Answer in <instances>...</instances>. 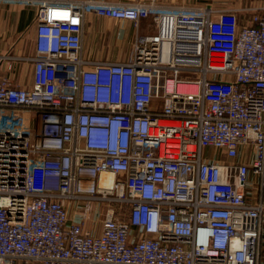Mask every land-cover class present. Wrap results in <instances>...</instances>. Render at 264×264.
Returning a JSON list of instances; mask_svg holds the SVG:
<instances>
[{
    "label": "built area",
    "instance_id": "2783aa9c",
    "mask_svg": "<svg viewBox=\"0 0 264 264\" xmlns=\"http://www.w3.org/2000/svg\"><path fill=\"white\" fill-rule=\"evenodd\" d=\"M3 1L38 12L33 83L0 76V264H260L264 12ZM92 14L148 32L93 58ZM81 198L130 208L86 229Z\"/></svg>",
    "mask_w": 264,
    "mask_h": 264
},
{
    "label": "crops",
    "instance_id": "0c3cea01",
    "mask_svg": "<svg viewBox=\"0 0 264 264\" xmlns=\"http://www.w3.org/2000/svg\"><path fill=\"white\" fill-rule=\"evenodd\" d=\"M57 3H66L71 0H48ZM108 2L117 1H133V0H101ZM150 1V0H143ZM198 1V0H197ZM219 8L222 9H235L238 11L239 18L242 22H246L251 16L253 10H259L264 12V0H220ZM159 4L164 6L185 5L193 6L198 4L199 6L212 5L216 7L214 3L209 0H157ZM37 12L38 7L35 5H28L22 2L15 1H3L0 2V56L11 53L13 57L15 71L10 75L14 78V81L21 86H30L33 83V63L30 61L20 60V56H31L35 53V39L37 28ZM104 17L95 14L90 15L86 26L87 30L84 37V48L88 54L92 51L94 57L101 58L100 52L103 50V45L107 41H111L113 36L117 34V29L111 26H105ZM122 28H125L124 24H121ZM32 29V33H31ZM26 33L32 34V41L26 40ZM121 33V32H119ZM115 34V35H114ZM116 41V40H115ZM100 44V45H99ZM106 46V45H105ZM94 47V48H93ZM105 48V47H104ZM102 49V50H101ZM15 50V52H13ZM27 53L29 54H26ZM34 52V53H33ZM15 54V57L12 56ZM11 59V60H13ZM7 61L0 62V74L6 72L4 64ZM28 69V71L26 70ZM104 178V177H103Z\"/></svg>",
    "mask_w": 264,
    "mask_h": 264
},
{
    "label": "rangeland",
    "instance_id": "374dc122",
    "mask_svg": "<svg viewBox=\"0 0 264 264\" xmlns=\"http://www.w3.org/2000/svg\"><path fill=\"white\" fill-rule=\"evenodd\" d=\"M143 0H133V1H128V2H142ZM201 0H196V2H199ZM210 2L214 3L217 8L220 6V0H209ZM127 2V1H125ZM194 7H201L198 4L193 5ZM104 24L105 26H111L114 29H117V34L113 36V39L109 42H106V46L103 45V50L100 56L101 58H112V59H118L119 57H127L130 54L131 48H132V43L133 40L137 38V36H140L144 33L143 32H148L143 29L148 28L149 20H144L141 22V26L139 29V33L137 35V28L133 25L132 22L130 21H125V20H119L115 18H109V17H104ZM121 24H124L125 28L121 27ZM86 26V30H87ZM142 28V30H141ZM155 31V27L151 29V32ZM121 32V33H119ZM32 33V29H31ZM137 35V36H136ZM32 34L26 33V40L29 42L32 41ZM116 40V41H115ZM100 45V44H99ZM105 47V48H104ZM94 48V47H93ZM15 52V50H13ZM90 51V54L88 56L93 57V58H99V57H94ZM11 55L10 52H8ZM34 53V52H33ZM26 54L27 53L26 51ZM33 55V54H32ZM12 56L15 57V54L12 53ZM20 60H23V57L20 56ZM13 60H7L4 64V68L6 72H2L0 76H11L10 74L15 71L14 63ZM28 71V69H26ZM12 77V76H11ZM13 78V77H12ZM1 79V77H0ZM14 79V78H13ZM211 155V154H210ZM113 197V196H111ZM85 199H78V200H73V201H67L68 203V210H69V215L72 219H77L78 217H83V224L86 229H94V228H99L102 226L103 221L105 218L108 216L109 211H113L114 215L116 217H125L129 211L130 205L123 203L122 205L120 203L115 202L114 200H108V199H92L90 208L86 207L87 206V201H84ZM262 261L260 264H264V234L262 237ZM18 264H27L24 263V261H18Z\"/></svg>",
    "mask_w": 264,
    "mask_h": 264
},
{
    "label": "bare ground",
    "instance_id": "6f19581e",
    "mask_svg": "<svg viewBox=\"0 0 264 264\" xmlns=\"http://www.w3.org/2000/svg\"><path fill=\"white\" fill-rule=\"evenodd\" d=\"M111 176H112L111 173H108V172H103L102 173V179H103V181L108 180L109 177H111Z\"/></svg>",
    "mask_w": 264,
    "mask_h": 264
}]
</instances>
